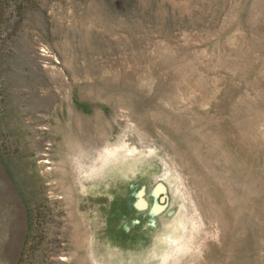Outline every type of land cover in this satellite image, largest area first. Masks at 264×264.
<instances>
[{
  "label": "rangeland",
  "instance_id": "rangeland-1",
  "mask_svg": "<svg viewBox=\"0 0 264 264\" xmlns=\"http://www.w3.org/2000/svg\"><path fill=\"white\" fill-rule=\"evenodd\" d=\"M0 198V264H264V0H0Z\"/></svg>",
  "mask_w": 264,
  "mask_h": 264
},
{
  "label": "bare ground",
  "instance_id": "bare-ground-1",
  "mask_svg": "<svg viewBox=\"0 0 264 264\" xmlns=\"http://www.w3.org/2000/svg\"><path fill=\"white\" fill-rule=\"evenodd\" d=\"M3 198V197H2ZM1 199V198H0ZM6 199V198H5ZM3 201V200H2ZM1 202V201H0Z\"/></svg>",
  "mask_w": 264,
  "mask_h": 264
}]
</instances>
